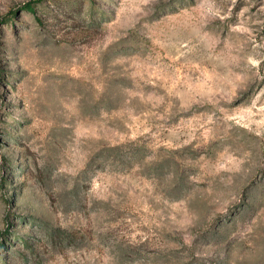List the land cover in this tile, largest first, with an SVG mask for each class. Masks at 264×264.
<instances>
[{
	"label": "rangeland",
	"instance_id": "obj_1",
	"mask_svg": "<svg viewBox=\"0 0 264 264\" xmlns=\"http://www.w3.org/2000/svg\"><path fill=\"white\" fill-rule=\"evenodd\" d=\"M0 0V264H264V0Z\"/></svg>",
	"mask_w": 264,
	"mask_h": 264
},
{
	"label": "trees",
	"instance_id": "obj_2",
	"mask_svg": "<svg viewBox=\"0 0 264 264\" xmlns=\"http://www.w3.org/2000/svg\"><path fill=\"white\" fill-rule=\"evenodd\" d=\"M42 0H31L25 4V8L29 12H35L37 5L41 2Z\"/></svg>",
	"mask_w": 264,
	"mask_h": 264
}]
</instances>
